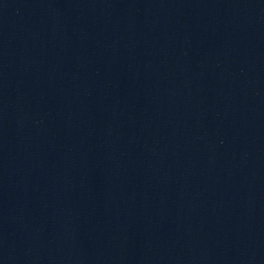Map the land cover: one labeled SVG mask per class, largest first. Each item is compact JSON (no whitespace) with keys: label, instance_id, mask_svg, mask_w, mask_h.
<instances>
[{"label":"water","instance_id":"obj_1","mask_svg":"<svg viewBox=\"0 0 264 264\" xmlns=\"http://www.w3.org/2000/svg\"><path fill=\"white\" fill-rule=\"evenodd\" d=\"M0 264H264V0H0Z\"/></svg>","mask_w":264,"mask_h":264}]
</instances>
